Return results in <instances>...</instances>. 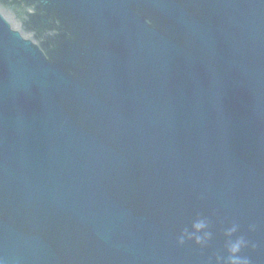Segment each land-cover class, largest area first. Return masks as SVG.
<instances>
[{
  "label": "water",
  "instance_id": "water-1",
  "mask_svg": "<svg viewBox=\"0 0 264 264\" xmlns=\"http://www.w3.org/2000/svg\"><path fill=\"white\" fill-rule=\"evenodd\" d=\"M241 237L264 264V0H0L2 264H226Z\"/></svg>",
  "mask_w": 264,
  "mask_h": 264
},
{
  "label": "clouds",
  "instance_id": "clouds-1",
  "mask_svg": "<svg viewBox=\"0 0 264 264\" xmlns=\"http://www.w3.org/2000/svg\"><path fill=\"white\" fill-rule=\"evenodd\" d=\"M207 225L202 221L197 225V231H202L206 229ZM238 228L236 225H233L230 229H228L226 235L231 237L233 233L237 232ZM249 230H255V225H250ZM186 234H182L177 243L182 245L184 243ZM191 238V237H188ZM211 238V233L208 231H203V235H198L196 237V243L200 245H206L208 240ZM248 246V241H246L243 237L236 239L234 241H230L228 245V259L226 264H249L248 260L240 255L241 250ZM2 264V262H0Z\"/></svg>",
  "mask_w": 264,
  "mask_h": 264
}]
</instances>
